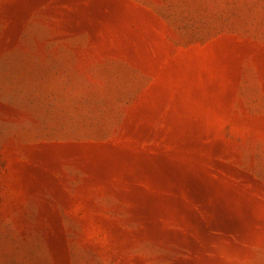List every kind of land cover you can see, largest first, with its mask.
<instances>
[{
    "label": "rangeland",
    "instance_id": "obj_1",
    "mask_svg": "<svg viewBox=\"0 0 264 264\" xmlns=\"http://www.w3.org/2000/svg\"><path fill=\"white\" fill-rule=\"evenodd\" d=\"M0 264H264V0H0Z\"/></svg>",
    "mask_w": 264,
    "mask_h": 264
}]
</instances>
